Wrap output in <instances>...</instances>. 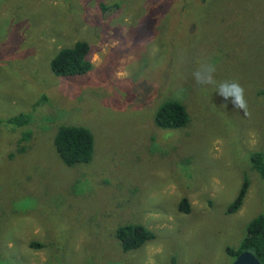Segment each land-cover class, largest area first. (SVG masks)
I'll return each mask as SVG.
<instances>
[{
  "label": "rangeland",
  "instance_id": "rangeland-1",
  "mask_svg": "<svg viewBox=\"0 0 264 264\" xmlns=\"http://www.w3.org/2000/svg\"><path fill=\"white\" fill-rule=\"evenodd\" d=\"M204 1L0 0V119L32 115L0 125V264H233L227 247L264 214L251 165L264 152V0L213 1L215 26ZM78 41L93 69L55 76L52 58ZM206 61L217 81L244 87V107L196 83ZM168 99L185 105L187 127H157ZM63 125L93 133L89 164L61 160ZM245 176L244 204L228 215ZM127 224L155 239L124 252Z\"/></svg>",
  "mask_w": 264,
  "mask_h": 264
},
{
  "label": "trees",
  "instance_id": "trees-1",
  "mask_svg": "<svg viewBox=\"0 0 264 264\" xmlns=\"http://www.w3.org/2000/svg\"><path fill=\"white\" fill-rule=\"evenodd\" d=\"M213 1L217 2L219 0H205L204 2H207L209 5L207 7L208 15L210 16V21L214 22L213 26H215V21L218 20V17L215 16L216 10L212 4ZM192 3L193 1L189 2L190 5ZM101 7L104 11L108 9L104 4H101ZM226 8H229V4ZM237 12L239 15L244 13L241 7H238ZM222 20L224 19L222 18ZM176 23L178 28L175 34L181 35L183 31L182 26L180 27V23ZM89 54L90 45L86 41H78L71 47L62 48L50 62L52 72L57 77L84 76L93 69V64L88 59ZM31 116V113H21L13 117L0 119V125L7 124L14 127L27 126L32 122ZM189 123L190 115L187 108L176 99H168L163 102L155 114V124L161 129H183ZM54 144L59 157L69 167L89 164L93 160L95 140L93 133L86 127L74 125L61 126L55 135ZM251 165L253 170L259 173L261 178L264 179L263 151H257L251 154ZM249 187L250 179L248 176H245L242 187L235 200L227 207L226 214L233 215L242 208ZM178 208L180 212L189 213L191 209L189 200L183 198ZM116 238L119 240L124 252H131L140 249L154 240L155 234L144 225L127 224L117 229ZM31 247H41V245L32 243ZM226 250L233 257L234 261L244 251L251 250L262 264H264V214H259L248 223L246 235L238 249L227 247Z\"/></svg>",
  "mask_w": 264,
  "mask_h": 264
},
{
  "label": "clouds",
  "instance_id": "clouds-1",
  "mask_svg": "<svg viewBox=\"0 0 264 264\" xmlns=\"http://www.w3.org/2000/svg\"><path fill=\"white\" fill-rule=\"evenodd\" d=\"M93 60L98 62L100 56H94ZM216 66L213 62L206 61L198 65L193 72V78L198 84L209 85L215 88L216 94L225 101L231 100L241 107L246 105L244 87L235 80L217 81L215 79Z\"/></svg>",
  "mask_w": 264,
  "mask_h": 264
},
{
  "label": "water",
  "instance_id": "water-1",
  "mask_svg": "<svg viewBox=\"0 0 264 264\" xmlns=\"http://www.w3.org/2000/svg\"><path fill=\"white\" fill-rule=\"evenodd\" d=\"M233 264H262V262L253 251L246 250L238 256Z\"/></svg>",
  "mask_w": 264,
  "mask_h": 264
}]
</instances>
